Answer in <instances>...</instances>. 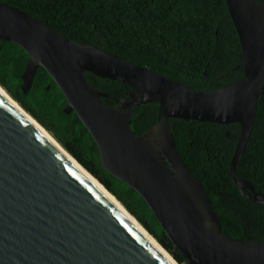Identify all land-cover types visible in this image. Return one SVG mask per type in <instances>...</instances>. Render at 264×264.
<instances>
[{"label":"water","instance_id":"water-1","mask_svg":"<svg viewBox=\"0 0 264 264\" xmlns=\"http://www.w3.org/2000/svg\"><path fill=\"white\" fill-rule=\"evenodd\" d=\"M225 1L240 43L243 76L215 89L189 88L68 37L3 1L0 40L15 43L27 53L21 73L24 92L39 66L48 72L65 98L64 111H74L95 141L101 166L145 200L189 264H264V241L222 232L203 184L176 150L168 122L182 118L238 123L230 177L242 196L264 204V194L237 171L264 90V0ZM85 72L126 83L130 89L118 97L100 92ZM102 96L116 106L106 105ZM148 102L158 103L156 121L136 134L131 127L133 114L138 105ZM0 264H170L1 93Z\"/></svg>","mask_w":264,"mask_h":264},{"label":"trees","instance_id":"trees-1","mask_svg":"<svg viewBox=\"0 0 264 264\" xmlns=\"http://www.w3.org/2000/svg\"><path fill=\"white\" fill-rule=\"evenodd\" d=\"M28 12L50 28L196 90L215 89L243 76L241 48L225 0H0ZM27 53L0 40V84L94 175L183 264L145 200L100 164L98 147L46 70L37 68L27 92L21 73ZM91 84L92 73L85 72ZM95 77V76H94ZM120 96L130 87L105 79ZM50 86L47 88V84ZM157 102L137 106L131 127L141 134L156 121ZM176 150L201 181L225 235L264 241V204L242 196L229 173L239 124L168 119ZM237 171L264 194V90L255 107L251 135Z\"/></svg>","mask_w":264,"mask_h":264},{"label":"bare ground","instance_id":"bare-ground-1","mask_svg":"<svg viewBox=\"0 0 264 264\" xmlns=\"http://www.w3.org/2000/svg\"><path fill=\"white\" fill-rule=\"evenodd\" d=\"M0 93L3 94L6 99L12 103L20 113L29 119L54 145L55 147L63 153L84 175H86L113 203L117 206L122 213L132 222V224L142 233L168 260L170 264H178L175 259L165 251L155 240V238L142 226L140 223L123 207V205L113 196L107 188H105L99 180H97L94 175H92L81 163L77 161L63 146L54 138V136L47 131L39 122H37L31 114H29L21 105L15 101L11 94H9L6 89L0 84Z\"/></svg>","mask_w":264,"mask_h":264},{"label":"flooded vegetation","instance_id":"flooded-vegetation-1","mask_svg":"<svg viewBox=\"0 0 264 264\" xmlns=\"http://www.w3.org/2000/svg\"><path fill=\"white\" fill-rule=\"evenodd\" d=\"M40 67V66H39ZM37 71V70H36ZM47 72V71H46ZM48 73V72H47ZM36 74V73H35ZM93 75V74H92ZM95 76V75H94ZM90 76V79L91 80H93V81H95L97 84H91L89 81H88V79H87V77H86V79H87V81L96 89V90H98V91H100V92H103V93H107V94H110V95H113V96H116V95H114L113 93H111V90H115V86L114 85H112L111 83H108L107 81H105V79H108V78H102V77H98V76ZM51 77V76H50ZM52 79V78H51ZM53 80V79H52ZM56 84V83H55ZM50 86V82L47 84V88ZM128 91V90H127ZM126 90L123 92V94L122 95H120V96H123L126 92H127ZM116 97H118V96H116ZM101 99L103 100V102L106 104V105H108V106H110V107H115L116 106V103L113 101V100H111L109 97H106V96H102L101 97ZM137 108V107H136Z\"/></svg>","mask_w":264,"mask_h":264}]
</instances>
